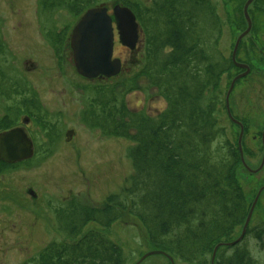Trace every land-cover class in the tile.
I'll list each match as a JSON object with an SVG mask.
<instances>
[{
  "label": "trees",
  "instance_id": "16d2710c",
  "mask_svg": "<svg viewBox=\"0 0 264 264\" xmlns=\"http://www.w3.org/2000/svg\"><path fill=\"white\" fill-rule=\"evenodd\" d=\"M100 3L42 0L45 13L66 11L76 21ZM121 5L134 11L142 30L141 68L122 80L123 76L90 81L83 88L88 100L81 116L102 135L133 143L128 156L134 174L122 191L100 205L72 199L59 208V230L67 240L51 241L25 264H127L123 248L107 233L125 214L144 226L151 251H165L176 264H212L215 247L240 236L250 211L251 203L237 177L244 166L239 144L216 117L223 111L219 100L224 93L223 74L236 67L232 55L228 59L216 51L224 28L219 4L122 0ZM249 14L254 15L251 8ZM47 36L57 56L69 51L65 29ZM143 76L147 88H155L166 101L155 115L128 106L127 95L143 90L139 83ZM11 89L26 101L28 113L34 108L42 111L30 87L26 98ZM7 111L0 128L11 127L16 111L13 105ZM34 115L39 123L42 115ZM40 125L45 127L44 121ZM53 126L46 134L50 142ZM91 225L98 228L88 229ZM247 235L234 245H222L214 264H264L243 244ZM253 235L264 247V223Z\"/></svg>",
  "mask_w": 264,
  "mask_h": 264
},
{
  "label": "rangeland",
  "instance_id": "374dc122",
  "mask_svg": "<svg viewBox=\"0 0 264 264\" xmlns=\"http://www.w3.org/2000/svg\"><path fill=\"white\" fill-rule=\"evenodd\" d=\"M121 1L100 0V4L108 6L112 13L113 6L121 4ZM212 1L219 4V13L224 21L222 38L216 51L230 59L237 38L248 26L244 17L247 0ZM250 8L252 14L254 12L251 17L252 31L243 39L237 59L248 63L252 71L236 82L229 105L234 118L244 125L242 148L244 143L245 161L251 169L256 170L264 155V0H254ZM9 17L14 19L12 10L0 4L2 31L7 38L16 35L18 30L16 22L12 24ZM42 19L43 37L39 36L38 31L33 35L27 33L28 39L24 40L23 36V45L21 43L19 47L14 46L22 54V60L16 62L13 59L9 62L11 69H6L5 66L0 71V121L8 112L7 107L21 101V96L11 92V88L22 94L26 91V95L22 96L26 98L30 87L42 105L39 123L31 120L27 125L29 136L35 141L36 151L40 153L35 154L34 159L28 163L11 169L15 171L10 176L9 186L14 192L7 199L0 196V264H25L51 241L67 240L59 230V208L72 199L94 206L100 205L109 195L122 191L134 174L133 163L128 156L133 143L120 137L102 135L98 129L83 122L81 115L88 100V94L83 88L90 81L77 73L70 49L59 57L49 42L48 32L56 35L65 29L71 35L78 21L66 11L56 14L43 12ZM208 22L207 17V25ZM140 51H131L123 46L116 33L114 56L121 58L124 65L123 72L116 78L123 76L119 79L122 80L138 73L141 68ZM13 54L17 56V53ZM241 71L240 68L233 67L230 72L223 74L224 93L219 97L220 105L225 103L231 82ZM139 83L143 90L127 95L130 109L145 110L150 115L161 112L166 107V101L158 96L155 88H147L144 76L139 79ZM222 105L223 111L216 115L217 120L226 128L228 136L239 144L241 128L229 117L227 104L225 103L226 108ZM28 115L33 114L30 112ZM43 121L45 127L40 125ZM52 124L54 140L50 142L46 134ZM69 130H74L75 133L67 141ZM237 173L242 190L252 205L258 191L264 187V167L255 173L242 165ZM26 187L36 190L37 200L22 198V188ZM263 223L264 190L254 209L246 231L248 235L243 243L262 262L264 247L255 238L253 231L261 229ZM91 228L98 227L91 225L88 229ZM107 233L123 248L127 264H172L162 254L141 260L152 248L146 229L132 215L125 214Z\"/></svg>",
  "mask_w": 264,
  "mask_h": 264
},
{
  "label": "water",
  "instance_id": "95a60500",
  "mask_svg": "<svg viewBox=\"0 0 264 264\" xmlns=\"http://www.w3.org/2000/svg\"><path fill=\"white\" fill-rule=\"evenodd\" d=\"M253 1L254 0H247L245 3L244 15L248 26L247 29L237 38L232 53L234 64L239 68L246 69V71L236 76L231 82L226 96V103L229 117L241 128L239 149L241 151L242 162L245 168L256 173L264 167V155L258 169L253 170L247 165L242 148V138L245 130L244 125L241 121L234 118L229 105V98L236 82L239 79L248 76L251 70L248 64H243L237 61V53L242 40L252 29L253 23L249 14V7ZM141 32L142 30L137 20V16L128 6L117 4L113 6L112 13H110V8L105 4L88 9L73 27L70 35L72 60L77 73L87 80L103 78L110 79L118 76L123 72L124 65L121 58L114 57L116 33L118 34L120 43L129 50L134 51L137 49L140 42ZM74 133V130H69L67 132V141L72 139ZM262 141L264 145V132ZM33 154L34 143L23 128H13L0 134V159L3 161L15 163L31 158ZM263 190L264 187L258 191L251 205L241 235L235 241L218 244L212 255V264H214L216 253L222 245L231 246L240 242L244 238L254 209ZM155 254L165 255L172 264H176L174 258L162 250L149 251L141 260Z\"/></svg>",
  "mask_w": 264,
  "mask_h": 264
},
{
  "label": "flooded vegetation",
  "instance_id": "af4514ba",
  "mask_svg": "<svg viewBox=\"0 0 264 264\" xmlns=\"http://www.w3.org/2000/svg\"><path fill=\"white\" fill-rule=\"evenodd\" d=\"M0 4H4L6 7H9V9L12 10V15H13L14 19L13 18L10 19V17H9V21L12 24H13V22H16V25L18 27L16 35L13 34L10 38H7L2 31V25H1V21H0V71H1L2 69H4L5 66H6V69H11L12 67H10L9 62H12L13 59H15L16 62H18L19 60H22V54H20L18 52V48L16 49L15 47L16 46L19 47L21 45L23 36H24V40H25V39H28L26 36L27 33H28V35H30V34L33 35L34 32L38 31L39 36H41V38L43 37L44 31H43V19H42V17H43V12H44V6L42 4V0H0ZM0 20H1V18H0ZM22 27H24V28H22ZM251 31H252V29H251ZM50 33H52V32H48L47 35H50ZM68 38H69V45H70V37H68ZM22 45H23V43H22ZM140 50H141V46L139 44V49L136 51H140ZM13 53H17L16 54L17 56H14ZM5 61H7V62H5ZM16 62H15V64H16ZM239 62L243 63V64H248V63L241 62V61H239ZM5 63H7V64H5ZM16 66H17V64H16ZM240 69L242 71L239 73V75L246 71V69H242V68H240ZM250 69L251 70H250L249 75L251 74V71H252L251 66H250ZM23 93L26 95V91H24ZM20 100L21 101L15 102L13 105L16 113L13 115L14 116L13 120H11L9 122L11 127L8 129L0 128V134L3 132H6L8 130H11L13 128L19 127V128H23L29 136V131L27 130V125L31 120L36 122V119H35L36 116L34 115V113L37 115H39V113H40V115H41V112L37 108H34V109H32L33 115L29 116L28 115L29 113L27 111L26 101H23L24 99H22V98ZM225 103H226V96H225ZM8 108L9 107H7L6 109H8ZM6 114L7 113H5L3 115L2 119L5 118ZM13 122L15 125H13ZM31 140L34 143V154L31 158H28V159H25V160H22L19 162H15V163L5 162L2 159H0V196H1V198L6 197V199H7V196L14 192V189L9 186L11 184L10 176L12 174H14V171H15V170L13 171L11 169L15 168L16 167L15 165L19 166V165H22L23 163H28L30 160L34 159L35 154L37 155L38 153H40V151L39 152L36 151L35 141L33 140V138H31ZM29 197L37 200L36 197H38V194H37L36 190L32 187H26L24 189L22 188V198L27 200V199H29ZM3 202H5V200ZM7 204L9 205V202H7Z\"/></svg>",
  "mask_w": 264,
  "mask_h": 264
}]
</instances>
